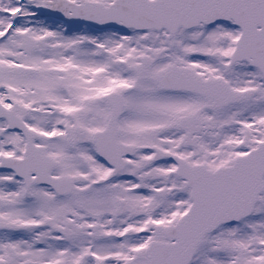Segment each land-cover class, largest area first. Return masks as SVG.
Returning a JSON list of instances; mask_svg holds the SVG:
<instances>
[{
    "label": "snow or ice",
    "instance_id": "1",
    "mask_svg": "<svg viewBox=\"0 0 264 264\" xmlns=\"http://www.w3.org/2000/svg\"><path fill=\"white\" fill-rule=\"evenodd\" d=\"M0 264H264V0H0Z\"/></svg>",
    "mask_w": 264,
    "mask_h": 264
}]
</instances>
